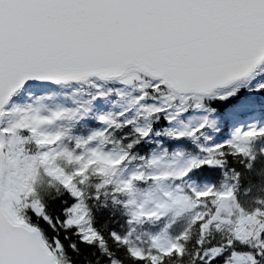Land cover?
I'll return each mask as SVG.
<instances>
[{"label": "snow or ice", "instance_id": "1", "mask_svg": "<svg viewBox=\"0 0 264 264\" xmlns=\"http://www.w3.org/2000/svg\"><path fill=\"white\" fill-rule=\"evenodd\" d=\"M0 264H264V0H0Z\"/></svg>", "mask_w": 264, "mask_h": 264}]
</instances>
